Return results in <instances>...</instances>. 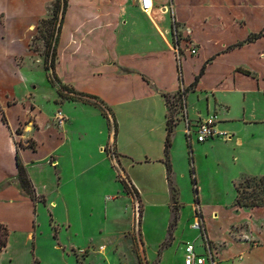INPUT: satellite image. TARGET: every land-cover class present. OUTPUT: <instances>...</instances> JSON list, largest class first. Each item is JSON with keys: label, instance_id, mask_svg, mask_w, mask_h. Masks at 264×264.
<instances>
[{"label": "crops", "instance_id": "obj_1", "mask_svg": "<svg viewBox=\"0 0 264 264\" xmlns=\"http://www.w3.org/2000/svg\"><path fill=\"white\" fill-rule=\"evenodd\" d=\"M67 4L66 31L61 34L54 69L58 84L94 99L98 98L113 115L116 133L104 132V141L98 148L105 141H112L116 155L123 164L127 162L126 165H130L131 169L141 170L148 175L156 171L162 173L163 184L159 193L162 197L151 205L144 197L149 193L144 194L138 183L132 182L124 170L132 187L143 203L147 204L148 211L149 206L155 209L164 206L170 197L163 162L168 112L164 95L172 99L181 95L183 101V109L174 126L169 150L171 172V149L180 134L189 154L194 156V148L202 147L210 151V157L217 167H221L222 160L230 164L231 170L236 174L234 180L244 175L264 176V0H152L150 13L142 12L135 0H67ZM8 11L6 4L0 7V75L8 77L11 74L19 83L27 84L24 85L26 88L23 93L26 95L28 91H36V86L29 80V75L36 67L27 54L31 41V32L27 29L30 28L28 24L34 18V13H26V25L19 29L12 25L13 22L10 23L16 16L11 19ZM172 27L181 36L178 42L179 57L174 51ZM10 31H17L22 35V51L10 49L9 46L15 39L8 38ZM251 36L256 38L248 41ZM192 47L195 54L190 53ZM16 59H20V62ZM56 93L51 86L49 92L38 94L49 95L50 104L46 106L52 114L60 109L66 118L61 133L49 122L50 127L54 126L61 138L67 139L74 132L79 143L87 135L78 134L79 126L76 124L84 125L83 120L81 122L78 118L79 115H97V110L92 104L80 100L56 105ZM0 96L6 108L17 105L10 104V101L17 99L13 93L8 94L1 89ZM5 107H0V226L8 231V237L6 247L0 253V264L1 256L6 254L13 234H21L25 242L33 239L30 230L33 213L38 204H41L38 197H44L36 193L29 174V168L34 163L32 159L37 154L32 134L39 130V106H36L34 117L36 128H26V134L30 136L34 148L19 150L15 145L18 128L29 111L21 106L23 115L18 119L17 125L12 126L6 117ZM210 115L217 116L216 129L231 135V139L212 140L202 145L196 142L194 135L187 140L186 123L193 129L197 121ZM69 148V158H82L74 144ZM79 149L84 150L85 143H81ZM54 150L47 154L48 158L54 156L50 154ZM97 151L99 152L98 149ZM16 152L34 188L37 198L34 201L19 187ZM241 156L244 162L240 159ZM54 157L58 166V158ZM201 160L196 156L193 162L195 167L192 166L193 173L196 168L197 177H200ZM58 181L59 186L60 177ZM110 182L115 184L112 178ZM121 189L123 187L120 185L110 194ZM58 195V202L46 200L47 205H50L51 215L59 206L63 209L72 207L70 199H75L78 206L92 203L93 207L102 208L106 215L111 208H116L115 205L106 203V193L90 197L85 189L80 188ZM67 197L69 198L66 199ZM190 207L191 221L190 217L183 214V208L180 209L179 223L183 224V232L177 240L178 264H182V248L186 242L195 241L197 253L203 251L196 231L190 229L195 211L194 203ZM217 209L220 211V206L210 211ZM240 213L243 219L251 215L255 220L253 222H256V219L264 215V209L252 211L242 208ZM201 217L206 235L216 252L218 264H246L245 256L264 249V229L256 234L262 245L251 247L247 242L231 240L225 231L227 220L218 221L219 217L214 220L215 217L211 219L209 216L211 224L207 229L204 215ZM223 217L228 219V213ZM116 225L117 221L113 222L106 233H110ZM69 227V223L63 225L64 229L59 227L60 233ZM149 227L150 219H143L142 234L148 242L160 236L155 227L157 237L151 239ZM101 231L105 233L99 229L96 240ZM91 242L93 241L84 246ZM71 243L68 240V244ZM218 246L222 249L219 253Z\"/></svg>", "mask_w": 264, "mask_h": 264}, {"label": "rangeland", "instance_id": "obj_2", "mask_svg": "<svg viewBox=\"0 0 264 264\" xmlns=\"http://www.w3.org/2000/svg\"><path fill=\"white\" fill-rule=\"evenodd\" d=\"M5 4L9 10L8 14L10 13L9 17L13 19L16 16L10 23L13 22L12 25L19 29H23L26 25V13H34V18L28 24L30 28L27 29L31 32L27 54L32 58L36 67L34 68L36 70H31L32 73L29 75V80H31L32 85L36 86V91H28L26 95H23L26 88L24 85L27 84L19 83L11 74L8 77L0 75V90H6L8 94L13 93L14 97L17 98L10 101V104L15 103L16 106L6 108L3 106V99L0 96V107L2 109L5 107L6 117L12 126L17 125L18 119L23 115L21 106L29 111L18 128L19 134H17L15 145L19 150L20 148L32 149L30 146L33 142L30 136L26 134L28 130L26 128H36L34 117L37 112L36 106H39V112H37L39 130L32 134V139L37 145V154L32 159L34 163L29 168V174L36 193L44 197H38L37 200L41 204H38L33 213L30 228L33 239L25 242L21 234H13L9 239L6 254L1 256V264H178L177 251L179 245L177 240L183 232V224L179 223L180 209L183 208V214L185 217H190L191 221V203H194V209L199 215H204L207 229L210 228V218L215 217L214 220H216L219 217L218 221L227 220L225 231L233 242H247L251 247L262 245L256 234L264 229V215L253 222L255 220L251 215L247 219H243L240 215L242 208L234 206L237 194L236 186L245 177L260 176L244 175L234 180L236 174L231 170L230 164L222 160L221 167H217L210 157V151L202 147L194 146V156L189 154V151L185 150L183 137L180 134L177 135L171 149L172 176L179 191L177 209L173 210L174 208L169 201L170 197H168L164 206H158L159 208L155 209L148 205L150 207V211H148L147 204L143 203L139 194L132 191L131 181L138 183L144 194L149 193L144 197L152 205L162 197L159 195L163 184L162 173L156 171L148 175L141 170L131 169L130 165H126L127 162L123 164V161H120L116 155L112 141H105L98 148V145L104 141V132H114L116 127L111 112L104 107L98 98L81 96L78 92L70 89L61 90L58 83L54 82V85H51L48 82L47 74L43 70L45 42L52 35L51 44H53L57 31L60 29L59 44L62 31H66V13L61 19L62 6L58 9L57 19L53 20L55 0H0V7H4ZM10 32L11 35L8 38H15L12 41L13 44L11 43L9 46L10 49L17 52L22 51L20 44V42L23 43L22 35L17 31ZM180 37L178 35V42L179 39L181 40ZM16 60L20 62V59ZM57 60L58 45L55 67ZM51 86L58 95L56 96V105L80 100L92 104L97 110V115L92 113L90 115L84 114L85 117L79 115L78 118L81 122L83 120L84 125L76 124L77 127L79 126L76 127L78 134H87L79 143L74 132L73 134L70 133L67 139L58 137L55 132V127L60 133L62 132L61 127L65 124L66 118L60 109L52 114L50 108L46 106V104H50L49 95H38L39 92L43 94L49 92ZM59 93H62V96ZM177 96L174 97L175 100ZM181 100L176 101V105L173 107V118L176 120L180 115L179 102ZM59 114L64 120L62 125L58 121ZM49 122L55 127H50ZM81 143H85L84 150L79 149ZM71 144H74L76 151L79 150L82 158H69ZM56 147L57 150H54ZM52 149L54 153L50 154L58 158V166H56L54 156L49 158L47 156ZM196 156L202 159L200 177L196 176V168L194 173L192 169ZM240 159L244 162L242 156ZM131 161L134 162L132 159ZM124 170H126L131 181ZM57 177L58 179L60 177L59 186L57 185L59 183ZM111 178L115 184H111ZM193 178H195V186L193 185ZM122 182L130 187V192L126 193L121 189V191L110 194L116 187L120 185L122 187ZM194 187L197 188V196ZM80 188L85 189L90 197L108 194L105 198L106 203L115 205L116 208H111L106 215L102 208L93 207L92 203L78 206L75 199H70V206L72 207L63 209L59 206L51 215L50 205H47L46 200L58 202L59 193L65 195L68 191H75ZM195 198H197V203H195ZM218 206H220V211L218 209L210 211ZM245 209L248 210L249 208ZM255 209L263 210L264 205L249 210ZM227 213L228 219L223 217ZM146 218L150 219L148 230L151 239L157 237L155 227L160 233L158 234L159 237L149 242L144 239L142 234V223L143 219ZM116 221V228L110 233H106L111 229L112 223ZM66 223H69V229L60 233V228ZM99 229L104 230L105 233L101 231L98 240H96ZM3 234L4 229L1 228L0 239L3 238ZM211 234L213 233L211 232ZM68 240L72 243L68 244ZM90 241L93 242L84 246ZM217 245L222 247L221 244ZM219 246L217 247L218 253L222 250ZM244 261L246 264H264V249L245 256Z\"/></svg>", "mask_w": 264, "mask_h": 264}, {"label": "trees", "instance_id": "obj_3", "mask_svg": "<svg viewBox=\"0 0 264 264\" xmlns=\"http://www.w3.org/2000/svg\"><path fill=\"white\" fill-rule=\"evenodd\" d=\"M62 6L61 11V19L64 18L67 8V0H55L54 12H53V20L57 19L58 9ZM60 27V26H59ZM60 34V29L57 31L55 40L53 44H51L52 35L50 38L45 42V54L43 58V65L44 71L47 74V79L49 84L54 85V82L59 83L58 79L55 74V58L57 53V45H58V35ZM256 36H251L248 38V41L253 40ZM61 90H67L66 86H60ZM73 90V89H70ZM62 96V93H59ZM81 96L90 97L88 95H83L79 93ZM94 98V97H92ZM166 106H167V121H166V138L164 143V165L166 167V182L169 188L170 194V203L171 206L174 208L173 210L177 209L178 204V189L173 182L171 167L169 163V150L171 147V139L174 131V126L176 125V119L173 118V107L176 105V101L182 99L181 95H178L175 99L170 98L168 95L163 96ZM179 110L181 113V109L183 108V102H179ZM179 113V112H178ZM115 124V122H114ZM116 126V124L114 125ZM116 133V127L114 129ZM32 149L34 148V144L32 143ZM16 166L18 169V183L19 187L22 192H24L27 196H29L33 201L36 200V196L34 193V188L27 177L26 171L20 161L18 152H16ZM193 182L195 183V179L193 178ZM123 190L126 193L130 192V187L122 182ZM132 190V189H131ZM134 193L137 194L136 190L133 188L132 190ZM196 192V188H195ZM236 197L234 201V206L238 208H255L264 205V176L260 177H245L237 186H236ZM197 202V198H195ZM4 229L3 238L0 239V251L6 247L8 232L5 228L0 226V229Z\"/></svg>", "mask_w": 264, "mask_h": 264}, {"label": "built area", "instance_id": "obj_4", "mask_svg": "<svg viewBox=\"0 0 264 264\" xmlns=\"http://www.w3.org/2000/svg\"><path fill=\"white\" fill-rule=\"evenodd\" d=\"M135 2L139 5L140 9L144 13H150L152 11V0H135ZM172 39L174 42V51L177 56H180V47L178 43V35L175 27H172ZM195 49L192 47L190 49L191 54H195ZM183 109V108H182ZM59 124H63V117L59 114L58 117ZM218 123L216 115H210L206 118L200 119L195 123L194 128L192 129L188 123H186L185 127V135L187 140L194 135L195 140L199 144H204L206 142L212 140H223L228 141L231 139V135H228L226 132L219 131L216 129V125ZM190 229L196 231L198 235V239L201 241V247L203 249L202 253H197L195 247V241L186 242L183 245V259L182 264H218L216 252L209 241L204 222L202 220L201 215L197 213V211L193 212V221L190 224Z\"/></svg>", "mask_w": 264, "mask_h": 264}]
</instances>
